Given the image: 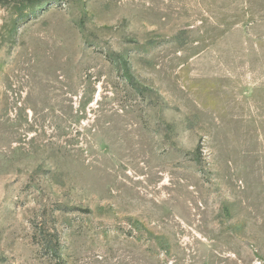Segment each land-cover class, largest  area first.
I'll return each instance as SVG.
<instances>
[{"label": "rangeland", "instance_id": "rangeland-1", "mask_svg": "<svg viewBox=\"0 0 264 264\" xmlns=\"http://www.w3.org/2000/svg\"><path fill=\"white\" fill-rule=\"evenodd\" d=\"M0 264H264V0L1 1Z\"/></svg>", "mask_w": 264, "mask_h": 264}, {"label": "trees", "instance_id": "trees-1", "mask_svg": "<svg viewBox=\"0 0 264 264\" xmlns=\"http://www.w3.org/2000/svg\"><path fill=\"white\" fill-rule=\"evenodd\" d=\"M1 1H7V0H0ZM48 247H50V250L52 251V253H54V255L59 256V252H58V248L55 245H51L49 244Z\"/></svg>", "mask_w": 264, "mask_h": 264}]
</instances>
